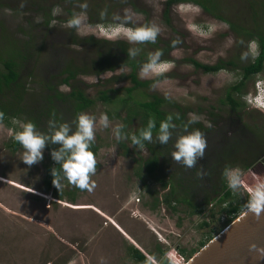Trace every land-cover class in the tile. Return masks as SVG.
<instances>
[{
	"label": "rangeland",
	"instance_id": "rangeland-1",
	"mask_svg": "<svg viewBox=\"0 0 264 264\" xmlns=\"http://www.w3.org/2000/svg\"><path fill=\"white\" fill-rule=\"evenodd\" d=\"M164 1L136 0V6L145 13L135 12L130 6H120L101 16L108 22L102 24L91 22L80 7L81 4L98 1L0 0V50L16 49L5 43L7 39L15 40L24 55L26 50L23 45L30 40L27 42L30 49L27 50L28 59L21 60L20 70L22 78L29 83L28 90L40 91V79L43 74H48V77L50 73L53 49L59 50L66 59L81 57V46L71 43L74 37L76 41L88 35L124 37L128 28L118 21L125 20V17V21L136 27L154 24L160 29L157 35L164 40L174 39L176 47L169 51L168 60L159 58L157 65L163 67L145 72L142 66L137 71L139 79L152 81L148 86L133 91L129 99L125 88L131 83L127 77L105 82L114 75H126L127 68L99 76L79 75L74 85L81 87L89 97H96L100 90L114 88L113 95L127 98L130 104L156 95L164 98L161 108L165 113H177L176 104L186 111V118H194L201 123H205L210 113L216 111V105L219 110L217 115L224 117L229 107L221 102L224 92L239 79L241 67L230 66L215 73H206L186 62L185 58L203 64H214L220 60L237 63L235 55L245 45L237 43L234 32L225 30L223 20L203 12L191 2L172 5L167 22ZM246 1L221 0L223 9L219 13L246 25L252 19ZM68 9L72 12L70 16ZM46 13L53 16L48 25L44 23ZM73 17L81 19L79 26H68V20ZM257 21L260 31L264 32V17L261 14ZM254 48L252 45L251 49ZM48 50H51V56L47 55ZM1 57L7 56L3 54ZM36 66L45 68V71L40 72ZM30 74H33L32 78L28 77ZM158 75L164 76L156 79ZM59 89L66 92L69 87L61 86ZM259 95L262 96L263 106ZM242 101L252 115L243 114V121L264 127V109L261 108H264V69L246 81ZM114 108L112 103L97 100L83 111L97 120L93 140L98 145L94 156L97 164L95 173L89 178L94 187L91 191H76L72 203L66 196L59 200L46 191L44 181L46 165L51 160L49 151L43 150V158L39 162L25 165L21 161L22 147L12 150L8 145L12 140L10 130L17 128L13 120L21 119H9L7 124L0 120V264H136L127 252L129 245L137 247L153 264L159 263L152 256V253L159 254V249L165 250L164 256L171 257L174 264H185L209 234L214 237L223 228L228 216L219 213L217 207L213 208L214 212L208 206L201 213L192 214L189 208L180 204L173 211L163 201L155 202L153 196L156 195L142 188L135 172L148 152L145 148L131 145L128 139H122L127 144L126 152L119 147L113 129L123 124L126 114L124 110ZM101 114L108 116L109 127L99 125ZM130 124V127L136 125L137 119ZM238 169L241 184L233 193L243 198L250 188L264 182V175L257 177L254 172ZM256 170L258 172L259 169ZM146 181L151 190L160 189L153 179ZM70 185L64 183L62 188L71 190ZM166 191L160 189L158 195ZM203 221L209 225L204 226Z\"/></svg>",
	"mask_w": 264,
	"mask_h": 264
},
{
	"label": "trees",
	"instance_id": "trees-1",
	"mask_svg": "<svg viewBox=\"0 0 264 264\" xmlns=\"http://www.w3.org/2000/svg\"><path fill=\"white\" fill-rule=\"evenodd\" d=\"M82 1L87 2L88 0H80V2ZM89 1H98L94 3L90 2L86 8H83L91 22L108 23L104 21L105 19H102L101 12L108 15L112 10L120 6H130L135 12L145 13L143 9H139L136 6V0ZM183 2L194 3L203 12L221 20L226 19L219 13L223 9L221 0H165L163 2L164 18L167 22H169V8L174 4ZM246 2H248L249 9L253 13V18L258 24L257 20L260 14L264 17V0H247ZM67 13L70 16L72 12L68 9ZM52 18L51 13H46L45 25H48ZM118 22L129 29L136 28L129 21L119 20ZM232 25L238 33H242L244 36L251 34L249 28H239L240 26L236 21ZM261 33H257L260 45L259 54L256 55L255 51V60L246 66H240L239 80L225 90L224 100L221 101L222 104H227L234 111L240 119V123L232 119L233 123L228 127L204 126L203 123L196 120L195 123L188 124V121L191 119L186 118V111L179 105L174 104L177 113H165L161 108L162 103L165 101L162 97L152 95L149 99L134 101L130 104V100L127 98L113 95L116 90L114 88L100 90L96 97H89L81 87L74 85L73 82L79 75L99 76L106 72L127 68L129 71L126 75L124 73L118 76L114 75L105 80V82L109 83L123 76L127 77L131 86L125 88V93L129 98L133 91L138 88H144L152 82L149 79L141 80L137 75V71L147 63L148 57L151 54L150 50H160L162 53L160 58L168 60L169 51L176 47L174 39L164 40L158 35L156 36L155 43L144 41L135 44L121 38L108 40L93 35L83 36L79 39V42L74 37L71 39V43H77L81 46V57L70 56V59H66V56L60 53L59 50L53 49L52 54L54 55L53 58H50V62L52 63H50L49 76L47 77L48 74H43V78L39 81L41 85L40 91L34 92L28 90L27 85L29 83L22 78L20 70L21 60L23 58L28 59L26 55L27 50L30 49H28L27 44L30 40L23 45L26 53L22 55V49H20V45H17V41L7 39L6 45L15 46L16 49L0 50V60H2L3 65V69L0 70V113L3 116L0 120L6 124L9 122V119L13 118L30 120L39 130L45 131L49 119L72 124L77 114L93 106L97 100L112 103L115 105L114 109L125 111L126 117L122 119V125H124L122 132L126 133L128 137L134 134L138 135L141 129L147 127V123L151 119L155 122V127L152 130V142H144L143 147L135 146L145 148L148 152L147 157L138 163L135 172L141 180L142 188L146 189L148 193L156 195L153 196L155 202L163 201L165 206L173 211L180 204H184L189 208V213L192 214L201 213L208 206L214 212L213 208L217 207L219 213H224L228 216L223 225L224 228L246 208L245 205L250 196L249 192L245 197H239L233 193V190L228 188L223 176L224 169L238 167L256 173L257 177L264 175V127L243 121L241 114H245L248 117L252 115L246 104L239 97L243 96L244 93V79H250L264 69V43H262L264 32L261 31ZM130 48L139 49L135 57L127 55ZM39 52H42L41 49H39ZM46 52L47 55L51 56V50ZM3 54L7 57L2 58L1 55ZM35 59L37 60L38 57L36 56ZM185 61H189L194 67L200 68L206 73H215L219 70L228 69L230 66L235 67L234 62L231 60H220L214 64H203L191 58H185ZM36 68L38 67L36 66ZM38 70L42 72L45 71V68H38ZM32 75L30 74L28 77L31 76L30 78H32ZM163 76L158 75L156 79H160ZM63 83L69 87V90L66 92L58 88ZM230 89L239 92V96L232 93ZM168 116L172 117L171 123L175 125V128L170 129L171 138L168 143L159 144L155 139L159 123ZM134 119H137V124L130 127V123ZM185 125H188L187 131L189 132L193 129H198L203 133L207 144L203 158L199 159L192 168H186L170 157V153L173 150V142L177 135L183 134ZM128 140L131 142L130 138ZM8 145L12 150H17L21 147L13 139ZM118 145L125 152L127 151L126 142L121 140L118 142ZM53 147L56 146L47 145L45 149L49 151V148ZM97 149L98 145L92 142L90 150L94 153V156ZM53 166L54 162L52 160L46 165V178L44 181L46 191L59 200L66 196L72 203L75 200V192L82 191V189L76 188L73 185H70L71 190H64L63 188L57 190L53 187L50 176V168ZM54 167L59 170V165H55ZM256 168L259 169L258 172ZM201 171L205 174L198 176L197 173ZM149 178L159 184L161 190L167 191L162 195H158L160 189L151 190L146 181ZM62 183L69 185L66 180ZM161 197L162 199H160ZM213 212L210 214L213 215ZM202 224L204 226L209 225L207 221H203ZM223 228H220L216 233L220 232ZM212 237L209 234L207 239L201 242L200 248ZM159 250V254L152 253V256L159 260L158 264H174V260L171 257L164 256L165 250ZM127 252L136 264H153L137 247L129 245Z\"/></svg>",
	"mask_w": 264,
	"mask_h": 264
},
{
	"label": "clouds",
	"instance_id": "clouds-1",
	"mask_svg": "<svg viewBox=\"0 0 264 264\" xmlns=\"http://www.w3.org/2000/svg\"><path fill=\"white\" fill-rule=\"evenodd\" d=\"M81 8H86L87 4H81ZM104 13L101 12V16ZM127 17H125V20ZM69 27H77L81 24L79 17H73L68 20ZM128 28V27H125ZM115 31H120L116 29ZM160 29L156 25H143L140 27L125 30L124 37L112 38L111 36L102 35L101 38L108 40L128 39L135 42L150 41L155 43L156 36ZM175 43V42H174ZM139 49L130 48L127 52L129 57H135ZM256 49H252L254 55ZM160 50H156L148 57L147 63L143 65V70L147 72L149 69L163 67L157 65L160 56ZM260 104L262 96L259 95ZM259 104V103H258ZM259 104V106H260ZM262 105V104H261ZM263 106V105H262ZM264 109L263 107H261ZM3 114L0 113V118ZM172 117L168 116L165 120L159 123V128L155 139L159 144H167L171 138L170 129H174L175 125L171 123ZM97 120L94 116L81 112L76 115L72 124L68 122H58L55 119H49L47 129L39 130L36 125L30 120H13V124L17 126L15 130H10L11 138L17 142L23 149L21 161L28 166H31L43 158V150L47 145H55L56 147L49 148V156L55 165H59V170L56 167L50 168L51 183L57 190L63 186V181L66 180L69 184L79 189L91 191L94 187L90 183V175L96 171L97 161L94 153L90 150L94 140V128ZM98 123L101 127H109V119L106 114L99 116ZM195 123V119L188 121V124ZM74 125V127H73ZM155 122L149 120L147 127L139 131L138 135H131V145L143 147L144 142H152L153 128ZM188 125L184 126L183 134L177 135L175 138L170 157L175 162L186 168H192L197 161L204 156V151L207 146L206 139L198 129L187 131ZM124 125L119 124L113 129V134L117 142L122 139H128L126 133L122 132ZM205 173L198 172V176ZM223 176L227 182L229 189L237 191L241 184V172L238 168H225ZM250 196L246 202V210L256 216H259L264 210V182L257 183L249 189ZM250 249L257 248L255 244L249 245ZM258 251L260 249H257Z\"/></svg>",
	"mask_w": 264,
	"mask_h": 264
},
{
	"label": "water",
	"instance_id": "water-1",
	"mask_svg": "<svg viewBox=\"0 0 264 264\" xmlns=\"http://www.w3.org/2000/svg\"><path fill=\"white\" fill-rule=\"evenodd\" d=\"M185 264H264V210L259 216L245 210Z\"/></svg>",
	"mask_w": 264,
	"mask_h": 264
},
{
	"label": "flooded vegetation",
	"instance_id": "flooded-vegetation-1",
	"mask_svg": "<svg viewBox=\"0 0 264 264\" xmlns=\"http://www.w3.org/2000/svg\"><path fill=\"white\" fill-rule=\"evenodd\" d=\"M251 17H252V19L249 20V22L246 23V25L245 24H241L240 22L237 21V24L240 26L239 28H241V27L249 28V27H247V25L251 26L249 28L251 34L248 35V36H244L242 33H238L235 30V28L232 25V23L235 21L234 19L232 20V19L226 18L225 20H223L224 23H225V26H226L225 30L227 32H234L235 35H236L237 43L240 42V44H242V45L244 44L245 45V48L244 49H238L240 51L235 55L236 57H238L237 63H235L236 61H233L234 64H235V67L236 66L240 67V66L248 65L250 62H253L255 60L256 55L259 54V52H260V45H259V39H258V34L257 33L258 32H259V34H262V33H261V31H260V29L258 27V24L256 22H253L254 21L253 13H251ZM262 43H264V40H263ZM252 45H254L255 48H257L256 49V55H253L251 53ZM243 62L245 64L241 65ZM247 80L248 79H244V83H246ZM61 86L68 87V85L63 83L60 86H58V88H60ZM231 92L234 93L236 96H239V92H237L236 90H234V91L231 90ZM239 97L242 99V96H239ZM215 107H217L216 111L213 112L209 118L207 117V121H205V123H203L204 126H209V127H216V126L221 127V126H224V127H228L230 124L233 123L232 119H234L235 122H239L240 123V119L236 116L234 111L231 110L229 107H228V112H227V114L226 113L224 114L225 115L224 117L217 115V112L219 111V110H217L218 109V105H216ZM241 116H242V114H241Z\"/></svg>",
	"mask_w": 264,
	"mask_h": 264
},
{
	"label": "built area",
	"instance_id": "built-area-1",
	"mask_svg": "<svg viewBox=\"0 0 264 264\" xmlns=\"http://www.w3.org/2000/svg\"><path fill=\"white\" fill-rule=\"evenodd\" d=\"M247 97H245V100H246ZM247 102H250V100H248Z\"/></svg>",
	"mask_w": 264,
	"mask_h": 264
}]
</instances>
